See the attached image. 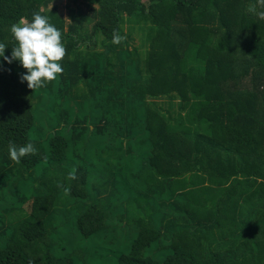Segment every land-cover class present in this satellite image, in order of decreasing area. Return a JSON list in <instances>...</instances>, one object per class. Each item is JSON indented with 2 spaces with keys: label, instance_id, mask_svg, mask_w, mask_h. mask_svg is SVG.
I'll return each mask as SVG.
<instances>
[{
  "label": "trees",
  "instance_id": "1",
  "mask_svg": "<svg viewBox=\"0 0 264 264\" xmlns=\"http://www.w3.org/2000/svg\"><path fill=\"white\" fill-rule=\"evenodd\" d=\"M56 1L0 0L5 56L34 12L65 47L33 89L0 58V264H264L254 0Z\"/></svg>",
  "mask_w": 264,
  "mask_h": 264
},
{
  "label": "clouds",
  "instance_id": "2",
  "mask_svg": "<svg viewBox=\"0 0 264 264\" xmlns=\"http://www.w3.org/2000/svg\"><path fill=\"white\" fill-rule=\"evenodd\" d=\"M247 11L264 19V0L250 2ZM9 31L16 43L12 46L9 58L4 55L7 45L0 42V58L6 63L19 61L26 69L21 75V80L27 82L28 88L43 87L63 72L60 62L65 56V47L61 42V31L49 21L48 16L34 12L30 22L21 17L10 26ZM122 39L121 35L113 34L111 42L117 44ZM35 152L36 148L31 142L19 147L10 145L8 149L9 158L17 162L26 154Z\"/></svg>",
  "mask_w": 264,
  "mask_h": 264
},
{
  "label": "rangeland",
  "instance_id": "3",
  "mask_svg": "<svg viewBox=\"0 0 264 264\" xmlns=\"http://www.w3.org/2000/svg\"><path fill=\"white\" fill-rule=\"evenodd\" d=\"M72 2V0H58L54 3V6H58L59 7V10L60 12L62 13V15L67 18L68 16V10H67V6ZM138 2L140 4H143V5H147L148 3V0H138ZM62 32V31H61ZM135 37L138 39V41H136V44L137 46H139V44H141L140 42V36L139 35H135ZM99 51H102V50H99ZM36 200L33 199L31 201H29L26 205H25V208L26 210L30 211L32 209V207L34 206Z\"/></svg>",
  "mask_w": 264,
  "mask_h": 264
}]
</instances>
